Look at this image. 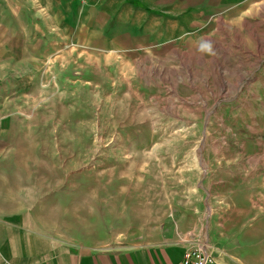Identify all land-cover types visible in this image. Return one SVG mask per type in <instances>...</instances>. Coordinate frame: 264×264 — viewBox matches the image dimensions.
<instances>
[{"label":"rangeland","instance_id":"obj_1","mask_svg":"<svg viewBox=\"0 0 264 264\" xmlns=\"http://www.w3.org/2000/svg\"><path fill=\"white\" fill-rule=\"evenodd\" d=\"M11 2L27 35L39 20L45 35L54 30L30 0L0 9ZM175 12L177 40L140 45L111 66L51 49L24 61L22 88L8 76L0 99L32 115L11 159L21 193L53 238L119 245L188 198L194 166L223 201L224 226L256 215L218 260L264 264V0H175ZM201 37L216 56L197 51Z\"/></svg>","mask_w":264,"mask_h":264},{"label":"crops","instance_id":"obj_2","mask_svg":"<svg viewBox=\"0 0 264 264\" xmlns=\"http://www.w3.org/2000/svg\"><path fill=\"white\" fill-rule=\"evenodd\" d=\"M30 1L33 10H41L38 13L44 17L45 29L50 25L54 30L45 35L39 20L33 28L35 34L27 35L19 4L11 2V12L0 9V90L5 94L9 92V75H15L12 89L22 88L24 80L16 75L22 72L24 61H35L51 49L54 52L50 56L63 51L111 66L140 45L177 40L175 0ZM9 104V97L2 95L0 264H180L189 235L208 240L218 264H227L218 260L226 237L243 230L249 234L254 228L255 214L241 219L238 226H224L223 201L210 190L212 180L208 181L207 171L188 166V198L175 202L169 215L153 224L149 232L137 233L133 241L100 247L53 238L35 225L21 193L20 167L11 162L18 152L14 139L24 132L32 115L11 111ZM244 238L241 243L246 245L249 239Z\"/></svg>","mask_w":264,"mask_h":264},{"label":"built area","instance_id":"obj_3","mask_svg":"<svg viewBox=\"0 0 264 264\" xmlns=\"http://www.w3.org/2000/svg\"><path fill=\"white\" fill-rule=\"evenodd\" d=\"M186 248L180 264H218L212 255V246L208 240L198 236L186 238Z\"/></svg>","mask_w":264,"mask_h":264},{"label":"clouds","instance_id":"obj_4","mask_svg":"<svg viewBox=\"0 0 264 264\" xmlns=\"http://www.w3.org/2000/svg\"><path fill=\"white\" fill-rule=\"evenodd\" d=\"M197 51L202 55L216 56L217 54L214 42L205 37L200 38Z\"/></svg>","mask_w":264,"mask_h":264}]
</instances>
